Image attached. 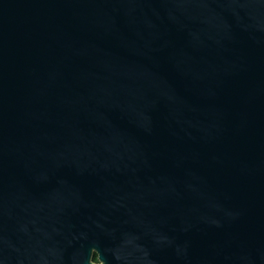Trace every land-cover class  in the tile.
Wrapping results in <instances>:
<instances>
[{"label":"water","instance_id":"95a60500","mask_svg":"<svg viewBox=\"0 0 264 264\" xmlns=\"http://www.w3.org/2000/svg\"><path fill=\"white\" fill-rule=\"evenodd\" d=\"M0 264H264V0H0Z\"/></svg>","mask_w":264,"mask_h":264},{"label":"flooded vegetation","instance_id":"af4514ba","mask_svg":"<svg viewBox=\"0 0 264 264\" xmlns=\"http://www.w3.org/2000/svg\"><path fill=\"white\" fill-rule=\"evenodd\" d=\"M122 224H133V223H122ZM93 261H94V263H99L97 255L94 256V260Z\"/></svg>","mask_w":264,"mask_h":264}]
</instances>
